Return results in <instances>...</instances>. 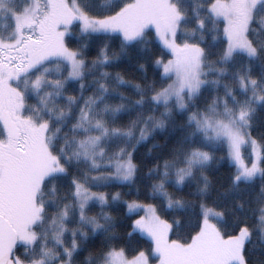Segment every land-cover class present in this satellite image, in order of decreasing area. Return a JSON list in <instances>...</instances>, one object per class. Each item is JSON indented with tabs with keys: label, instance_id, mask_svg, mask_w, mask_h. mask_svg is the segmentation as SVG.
I'll return each mask as SVG.
<instances>
[{
	"label": "snow or ice",
	"instance_id": "snow-or-ice-1",
	"mask_svg": "<svg viewBox=\"0 0 264 264\" xmlns=\"http://www.w3.org/2000/svg\"><path fill=\"white\" fill-rule=\"evenodd\" d=\"M0 264H264V0H0Z\"/></svg>",
	"mask_w": 264,
	"mask_h": 264
}]
</instances>
